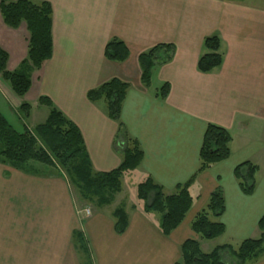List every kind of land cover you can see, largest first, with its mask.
I'll list each match as a JSON object with an SVG mask.
<instances>
[{"label": "crops", "instance_id": "crops-1", "mask_svg": "<svg viewBox=\"0 0 264 264\" xmlns=\"http://www.w3.org/2000/svg\"><path fill=\"white\" fill-rule=\"evenodd\" d=\"M32 1L52 7L53 49L51 59L32 74V88L24 98L31 92L38 103L49 98L78 127L95 172L109 173L123 158L115 146L119 124L108 118L104 102L87 98L89 91L113 79L130 85L120 123L144 153L133 171L142 174L141 183L152 178L172 194L188 182L199 168L208 125L230 133L231 156L198 175L190 188L192 208L168 237L160 215L145 212L138 197L136 204L123 208L128 215L125 233L115 232L113 213L118 208H107L123 195V180L111 205L92 207L87 215L92 205L80 207L64 178L47 176L43 167L40 175H33L0 165V264H82L74 231L83 233L94 264H177L188 240L198 241L202 252L210 254L221 246L236 250L243 241L258 239L264 186L246 196L234 171L249 162L258 167L257 177L258 160L264 156V0ZM211 36L219 37L224 61L203 74L198 62L204 40ZM113 39L128 47L126 62L106 59V45ZM28 40L26 26L8 28L0 12V46L9 55L8 71H16L27 58ZM159 45L174 46L175 56L154 69L146 89L139 57ZM164 84L170 92L161 101L156 94ZM1 89L13 96L0 79ZM41 117L45 121L48 114ZM217 188L223 191L226 209L220 219L211 220L224 224L226 231L206 241L192 224ZM248 264H264V256Z\"/></svg>", "mask_w": 264, "mask_h": 264}, {"label": "trees", "instance_id": "trees-1", "mask_svg": "<svg viewBox=\"0 0 264 264\" xmlns=\"http://www.w3.org/2000/svg\"><path fill=\"white\" fill-rule=\"evenodd\" d=\"M0 12L8 28L18 30L25 25L29 34L27 58L14 72L8 71L9 55L0 46V79L10 86L13 94L24 98L32 88V74L40 71L52 57V7L47 2L0 0ZM221 47L218 36L204 40L203 54L198 62L200 73L209 74L221 67L224 61ZM175 52L172 45H159L140 55L141 83L146 89L151 87L154 69L170 63ZM129 56L128 47L118 39H113L106 45L105 57L110 62L124 63ZM129 89L128 83L113 79L87 94L91 103L104 102L108 118L119 124L115 146L122 152L123 158L117 169L109 173H97L93 170L80 130L47 97H41L39 104L49 108L48 117L36 125L33 131L24 126L23 131L18 132L0 112V165L33 175H40V167H43L47 176L56 175L68 181L84 203L97 205L99 208L111 205L122 192L124 175L138 169L144 159L139 142L132 139L120 123ZM169 92V84H164L156 97L165 101ZM31 109L27 103L20 106L19 112L23 120L29 119ZM231 142L232 137L227 130L208 125L200 150L199 168L188 182L178 185L172 194H167L152 178L139 184L138 200L144 203L145 212L160 215L161 230L166 237L180 227L190 212L193 205L190 188L198 175L227 161L231 156ZM258 171V167L249 162L235 169L234 176L244 195L254 194ZM225 209L223 191L217 188L211 194L206 209L192 224L194 233L206 241L222 237L226 231L224 224L213 222L210 217L220 219ZM113 217L115 232L118 235L124 234L128 227L126 211L118 208ZM258 229L261 233L258 239L245 240L236 250L230 246H221L210 254H205L198 241L188 240L181 247L182 258L177 264L255 263L264 256V216L258 223ZM73 244L78 253L86 254V262L82 261V264H94L82 232H73ZM224 255L231 259L228 263L224 260Z\"/></svg>", "mask_w": 264, "mask_h": 264}, {"label": "rangeland", "instance_id": "rangeland-1", "mask_svg": "<svg viewBox=\"0 0 264 264\" xmlns=\"http://www.w3.org/2000/svg\"><path fill=\"white\" fill-rule=\"evenodd\" d=\"M35 93L31 92L29 96L26 98H23V103L29 104L31 109V114L28 120H23L21 117V114L19 112V108L15 107L17 104V101H21L22 98L17 97L15 94L13 96L9 95V93L5 92V90L1 89L0 91V112L3 114V116L10 122V124L18 131L22 132L24 126L29 128L30 130H34L35 126L44 122L42 120V115L49 113V108L46 105H40L36 100L34 99ZM33 110V111H32ZM45 120V118H44ZM261 164V172L256 177V186H264V156L261 157V159L258 160ZM142 174L140 172H132L128 173L123 178V188L124 192L123 195L115 200V203L112 205V207L107 208L108 211L113 210L114 208H129L130 206L137 203V187L142 182ZM68 182V181H67ZM69 184V183H68ZM70 186V191L74 197V201L81 204L82 206H87L88 204H85L84 201L80 198L77 191L74 189L73 186ZM123 202V205H119L118 203ZM117 205V206H116ZM90 206V205H88ZM99 208L97 205L90 206L91 208ZM88 208V207H87ZM98 210V209H97ZM149 213V212H148ZM149 214H155L150 212ZM159 215V214H157ZM213 220L214 218L211 217ZM213 245V244H208ZM79 255L83 258L82 261L86 262V254L82 253ZM230 260L226 259V263H228Z\"/></svg>", "mask_w": 264, "mask_h": 264}, {"label": "built area", "instance_id": "built-area-1", "mask_svg": "<svg viewBox=\"0 0 264 264\" xmlns=\"http://www.w3.org/2000/svg\"><path fill=\"white\" fill-rule=\"evenodd\" d=\"M85 212H86V214H87V215H89V214H90V210H89V209H88V210H86Z\"/></svg>", "mask_w": 264, "mask_h": 264}]
</instances>
